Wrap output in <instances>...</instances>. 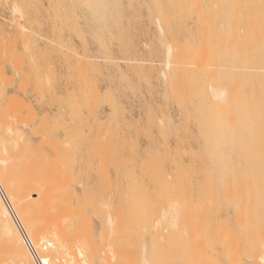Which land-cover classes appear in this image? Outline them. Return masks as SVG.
Here are the masks:
<instances>
[{"label": "bare ground", "instance_id": "obj_1", "mask_svg": "<svg viewBox=\"0 0 264 264\" xmlns=\"http://www.w3.org/2000/svg\"><path fill=\"white\" fill-rule=\"evenodd\" d=\"M11 7L22 19L20 6ZM228 8L230 35L235 37L231 44L242 55L250 53L242 57L233 49L241 58L232 53L225 63L196 55V49L174 61L167 57L165 78L176 71L184 74L185 82L176 74L182 85L197 82L201 150L190 152L189 164L182 162L185 166L171 173L169 182L165 173L147 169L148 177L144 170L140 174L154 183L143 184L138 172L118 168L119 182L110 191L106 187L110 181L103 188L99 186L103 182L96 186L88 178L78 180L83 170L68 173L65 153L62 169L67 175L59 178L55 174L59 161L47 157L54 156L53 145L47 152L52 155H37L38 141L36 153L26 152L23 138L31 130L26 129L23 137V125L18 131L2 116L4 109L10 113L19 106H11V111L9 104L0 108V264H264V0H229ZM235 35L245 39L243 44ZM4 80L9 84L10 79ZM11 117L18 121L19 116ZM23 118L19 120L28 121ZM24 151L36 155V160L25 157ZM44 158L54 163L49 167L44 162L49 173Z\"/></svg>", "mask_w": 264, "mask_h": 264}, {"label": "rangeland", "instance_id": "obj_2", "mask_svg": "<svg viewBox=\"0 0 264 264\" xmlns=\"http://www.w3.org/2000/svg\"><path fill=\"white\" fill-rule=\"evenodd\" d=\"M194 1L0 0V108L3 111V106L9 104L11 111V106H19L9 114L4 109L2 116L14 129L23 125L22 136L26 129L33 132L37 128L35 136L26 131L24 150L35 152L39 144L37 155L49 154L51 144L54 156L47 157L59 161L57 166L61 168H53L56 176L66 178L62 168L68 163V173L83 170L76 176L78 180L88 178L92 185L103 182L104 185H99L103 188L110 181L106 186L110 191L119 182L118 168L121 172L129 168L132 170L128 171L138 172V181H144L143 184L154 183L146 178L151 174L147 169L165 173L167 181H171L174 176L171 173L189 164L191 154L201 150L197 141V93H194L197 82L196 87L187 83V87L194 86L192 90L184 83L183 86L184 74L176 71L174 75L169 73L167 77L171 78L166 80L167 57L174 61L196 49V55L225 63L232 53L241 51L231 41L234 36L229 30V0H197L196 4ZM12 4L20 6L22 19L12 11ZM240 27L243 31V26ZM233 49L237 52H231ZM246 54L244 51L243 55ZM4 78L10 79L9 84H5ZM11 116H17L18 121ZM20 116L28 121H20ZM54 141L57 146L52 144ZM29 155L26 153L25 157ZM64 155L70 159L67 158V163ZM39 158L37 163L42 165ZM45 160L43 165L49 163L50 167L51 163ZM49 167L47 171L51 170ZM143 170L146 177L141 175ZM76 178L74 183H78Z\"/></svg>", "mask_w": 264, "mask_h": 264}]
</instances>
